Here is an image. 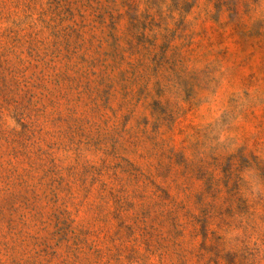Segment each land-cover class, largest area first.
Here are the masks:
<instances>
[{
    "label": "rangeland",
    "instance_id": "374dc122",
    "mask_svg": "<svg viewBox=\"0 0 264 264\" xmlns=\"http://www.w3.org/2000/svg\"><path fill=\"white\" fill-rule=\"evenodd\" d=\"M0 264H264V0H0Z\"/></svg>",
    "mask_w": 264,
    "mask_h": 264
}]
</instances>
